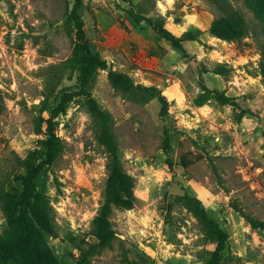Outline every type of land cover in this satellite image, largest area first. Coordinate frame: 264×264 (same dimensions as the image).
Wrapping results in <instances>:
<instances>
[{
	"label": "rangeland",
	"instance_id": "1",
	"mask_svg": "<svg viewBox=\"0 0 264 264\" xmlns=\"http://www.w3.org/2000/svg\"><path fill=\"white\" fill-rule=\"evenodd\" d=\"M230 1L257 22L242 0ZM73 2L0 0V184L20 187L19 160L52 133L62 153L52 163L39 157L35 187L51 204L52 225L41 231L60 264H209L215 243L184 194L198 197L227 233L214 264H264V77L255 34H212L216 12L206 0H83L88 38L106 66L82 89L79 72L59 65L76 42L66 20ZM131 10L194 38L178 49L136 24ZM110 68L156 88L163 101L116 88ZM216 90L236 103L216 100ZM87 94L110 114L121 164L135 180L134 205L114 207L108 217L107 244L94 220L110 153L96 138ZM196 155L188 166L180 163ZM4 221L0 209V231Z\"/></svg>",
	"mask_w": 264,
	"mask_h": 264
},
{
	"label": "trees",
	"instance_id": "2",
	"mask_svg": "<svg viewBox=\"0 0 264 264\" xmlns=\"http://www.w3.org/2000/svg\"><path fill=\"white\" fill-rule=\"evenodd\" d=\"M216 12L210 24L212 34L228 39L239 40L250 32L255 34L258 48L261 53L260 69L264 77V0H242L252 12L257 22H251L244 13L230 0H206ZM83 0H74L66 20L74 30L76 42L70 56L59 65L71 75L79 72L80 85L85 89L94 79L97 69L105 67L106 62L99 51L89 40L85 23L81 14ZM130 16L136 24L150 26L159 36L171 42L178 49H184V41L193 39L191 31L182 36H176L164 26L162 17L146 16L140 12L130 11ZM259 27V28H258ZM258 28V29H257ZM57 64V67H59ZM48 79L56 77L55 71H50ZM112 85L123 91L139 90L148 95H158L156 88L135 83L125 72L110 68L108 72ZM54 83L48 87L52 92ZM87 103L94 116L95 134L100 144L110 153L107 163V180L103 191L102 203L94 220L95 232L103 244L110 242L112 232L108 217L114 207H132L135 202L134 177L124 170L120 158L117 139L112 131V118L101 108L95 98L87 94ZM159 96V95H158ZM214 98L221 103L235 104L234 96L226 95L223 91L216 90ZM159 99L163 101L161 96ZM3 109V98L0 93V113ZM55 113V112H54ZM41 149L31 150L19 160L25 172L16 174L15 177L20 187L0 184V209L4 216L5 227L0 231V264H60L58 258L48 246L42 235V229L52 225V208L49 199L43 191L35 187V179L41 169L38 161L41 155L45 156L47 163H52L61 156L62 143L59 138L50 133L41 140ZM165 150H169V143L164 142ZM200 156L193 159L181 156L180 163L188 166ZM183 199L187 207L201 223L206 237L215 243L213 259L209 264H214L224 248L227 233L219 226L218 222L208 216L204 205L198 197L184 194ZM252 226L255 220L246 215Z\"/></svg>",
	"mask_w": 264,
	"mask_h": 264
}]
</instances>
